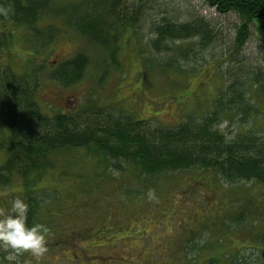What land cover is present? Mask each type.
I'll return each instance as SVG.
<instances>
[{
    "label": "rangeland",
    "instance_id": "374dc122",
    "mask_svg": "<svg viewBox=\"0 0 264 264\" xmlns=\"http://www.w3.org/2000/svg\"><path fill=\"white\" fill-rule=\"evenodd\" d=\"M122 4L137 17L119 31L118 68L108 66L104 52L59 16L37 22L56 26L49 43L23 26L0 24L10 29L0 64L39 81L35 99L48 113L94 104L169 127L188 114L205 113L219 98L216 126L227 139L245 130L264 133V33L258 25L249 23L236 44L239 15L205 0ZM168 20L203 21L206 41L195 34L156 53L150 46L154 26ZM78 50L92 59L77 82L64 86L49 78L55 63ZM5 157L0 131V163ZM51 158V168L32 186V224L48 226L47 251L35 257L0 242V264H264V184L225 181L195 167L145 176L101 163L80 147L55 151ZM14 196L28 201L16 177L0 186V207Z\"/></svg>",
    "mask_w": 264,
    "mask_h": 264
},
{
    "label": "trees",
    "instance_id": "16d2710c",
    "mask_svg": "<svg viewBox=\"0 0 264 264\" xmlns=\"http://www.w3.org/2000/svg\"><path fill=\"white\" fill-rule=\"evenodd\" d=\"M122 1L0 0V24L8 21L23 26L35 38L49 43L57 31L56 26L40 27L37 22L45 16H59L91 46L104 52L103 59H107L108 66L118 68L119 31L131 26L137 17V13H131ZM205 1L220 12L234 11L239 15L241 23L236 44L243 41L249 23L258 25L264 33V0ZM154 29L150 46L156 53L170 51V41L195 34L205 40L208 34L203 21L168 20L156 24ZM9 30L0 29V50L8 40ZM90 59V53L78 50L72 57L55 63L48 72L49 78L64 86L73 84L81 78ZM38 82L0 64V131L6 153L5 160L0 163V186L10 184L14 177L22 180L28 197L26 223L29 225L34 222L37 208L32 186L51 168L53 152L66 148L88 149L101 163H109L119 170L132 167L145 176L195 167L212 170L225 181L248 180L264 184V133L245 130L227 139L216 126L222 115L223 102L219 98L205 113L188 114L168 127L149 124L126 111L116 112L94 104L48 113L35 99ZM234 96L242 99L241 93ZM242 110L247 112L244 107Z\"/></svg>",
    "mask_w": 264,
    "mask_h": 264
},
{
    "label": "clouds",
    "instance_id": "9594fccd",
    "mask_svg": "<svg viewBox=\"0 0 264 264\" xmlns=\"http://www.w3.org/2000/svg\"><path fill=\"white\" fill-rule=\"evenodd\" d=\"M7 207H0V242L13 251H28L40 257L47 251L46 236L49 228L43 223L27 224L28 202L20 196L7 201Z\"/></svg>",
    "mask_w": 264,
    "mask_h": 264
}]
</instances>
